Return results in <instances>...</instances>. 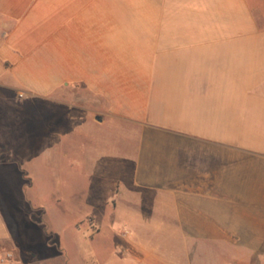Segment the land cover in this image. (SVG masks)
<instances>
[{
    "label": "crops",
    "instance_id": "crops-1",
    "mask_svg": "<svg viewBox=\"0 0 264 264\" xmlns=\"http://www.w3.org/2000/svg\"><path fill=\"white\" fill-rule=\"evenodd\" d=\"M19 92L37 116L50 103L53 119L83 111L113 126L126 146L110 174L116 211L264 227V0H0V112ZM5 164L0 258L20 232L33 251L17 264H72L33 218L48 209L16 187L27 174ZM21 221L42 232L41 248Z\"/></svg>",
    "mask_w": 264,
    "mask_h": 264
},
{
    "label": "rangeland",
    "instance_id": "rangeland-1",
    "mask_svg": "<svg viewBox=\"0 0 264 264\" xmlns=\"http://www.w3.org/2000/svg\"><path fill=\"white\" fill-rule=\"evenodd\" d=\"M21 94L13 96L11 112H0L5 128L0 131V158L13 172L27 174L15 181L16 187L48 209L47 218L41 211L33 218L54 230L51 237L72 264H231L234 259L264 264V227L245 222L215 226L205 218L201 222L195 212L149 211L137 205L124 204L116 211L113 200L120 189L110 174L125 159L126 146L113 126L99 130L83 111L53 119L50 103L37 116ZM24 106L27 121L19 109ZM60 135L65 139L58 142ZM20 228L25 243L41 248L37 227L21 221ZM232 234L239 241H231ZM19 236L16 232L13 238L17 249L1 245L0 264H6L7 253L15 264L20 253H32Z\"/></svg>",
    "mask_w": 264,
    "mask_h": 264
},
{
    "label": "built area",
    "instance_id": "built-area-1",
    "mask_svg": "<svg viewBox=\"0 0 264 264\" xmlns=\"http://www.w3.org/2000/svg\"><path fill=\"white\" fill-rule=\"evenodd\" d=\"M21 97H23V94H21ZM3 261L6 262V264H15L12 261V254L11 253H7L5 259H3Z\"/></svg>",
    "mask_w": 264,
    "mask_h": 264
}]
</instances>
